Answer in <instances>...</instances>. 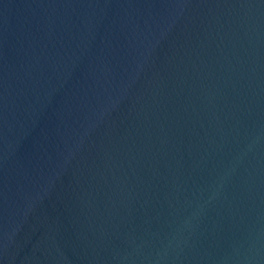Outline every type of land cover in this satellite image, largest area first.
Listing matches in <instances>:
<instances>
[{
	"label": "water",
	"instance_id": "95a60500",
	"mask_svg": "<svg viewBox=\"0 0 264 264\" xmlns=\"http://www.w3.org/2000/svg\"><path fill=\"white\" fill-rule=\"evenodd\" d=\"M0 264H264V0H0Z\"/></svg>",
	"mask_w": 264,
	"mask_h": 264
}]
</instances>
